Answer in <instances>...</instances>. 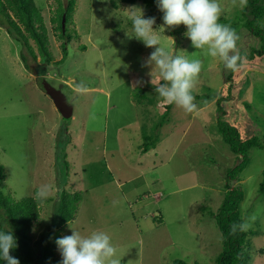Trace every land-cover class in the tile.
Instances as JSON below:
<instances>
[{
    "label": "rangeland",
    "instance_id": "374dc122",
    "mask_svg": "<svg viewBox=\"0 0 264 264\" xmlns=\"http://www.w3.org/2000/svg\"><path fill=\"white\" fill-rule=\"evenodd\" d=\"M33 1L53 60L46 65L39 56L28 57L25 68L21 44L0 27V189L19 201L35 198L42 184L54 188L46 202L38 203L39 217L31 227L34 258H40L41 237L55 226V209L67 191L80 201L60 238L72 230L104 231L121 264H216L221 237L211 213L222 201L224 174L236 162L216 122L234 125L242 139L256 136L264 142V57L245 61L227 83L231 70L194 48L184 25L174 27L173 36L158 16V5L120 0H74L64 57V39L52 18L68 0ZM219 3L220 23L236 30L239 50L258 49L259 40L242 26L238 0L236 6L232 0ZM133 6L145 18H155L154 30L168 50L203 60L193 92L198 112L171 105L165 114L167 104L155 91L161 78L145 66L154 49L134 37L126 11ZM30 45L37 53L31 40ZM41 77L65 95L73 107L70 119L61 118L39 87ZM79 82L87 85V93L73 90ZM231 83V97L218 114L215 101ZM144 137L154 139L145 153ZM249 159L234 185L243 193L241 216H255L247 231L250 264H264V193L259 192L264 148L250 149ZM56 259L61 263L58 246Z\"/></svg>",
    "mask_w": 264,
    "mask_h": 264
},
{
    "label": "trees",
    "instance_id": "16d2710c",
    "mask_svg": "<svg viewBox=\"0 0 264 264\" xmlns=\"http://www.w3.org/2000/svg\"><path fill=\"white\" fill-rule=\"evenodd\" d=\"M120 1L127 4H134L136 1H141L146 7L158 5V0ZM73 7L74 0H68L65 7L59 5L58 9L60 11L57 9L56 17L52 18L53 22L58 23L56 29L59 31V38L64 39V43L61 44L64 57L66 55V45L71 41V37L67 35L66 24L68 23ZM63 14L66 16L64 33H62V27L60 25ZM158 16L163 22V13L161 11L158 12ZM241 16L243 28H245L251 36L257 38L261 45L258 49L252 48L247 52L240 51L242 55L246 54V61L253 63L264 57V0H248L247 6L241 10ZM220 22H224V19H220ZM0 27L3 28L11 38L21 44L22 52L20 54V59L25 68H29L27 61L28 57L35 61L36 57L39 56L41 62L46 65L53 60L49 50L46 30L42 23L41 15L35 7L33 0H0ZM169 30L173 36L177 34V31L173 28H169ZM30 40L34 43L37 53H35L31 47ZM232 72L233 71L226 76L227 83L232 81L231 77L234 75ZM41 80L42 77L39 82L40 88ZM232 88L233 85L231 83L227 87L226 94L216 99L215 104L218 114L224 113L222 102L230 99ZM244 104L249 107L248 104ZM170 107L171 105L165 106V114L168 113ZM216 128L222 141L227 144L229 151L236 155V162L231 168L227 169L224 174L225 191L223 198L217 211L211 213L221 237V250L215 262L216 264H250V252L248 248L249 233L237 232L232 234L230 231V226L233 223L240 222L241 214L239 208L243 200V193L238 186L234 185V182H239L240 173L246 168L250 161V149L254 147L264 148V142H261L256 136H249L248 138L242 139L239 130L234 125H230L227 122L217 120ZM147 138L148 137L143 138V153H145L149 147H152L154 143V141H152L154 140L153 138ZM2 178L3 168L0 165V181ZM259 192L264 193V181L260 184ZM79 201L80 196L77 193L69 194L67 191L61 192L59 205L57 209H55V226L41 237L39 248V251H41L40 258L37 257L35 259L30 231L32 224L39 217V202L32 197L14 201L0 189V220L3 223H0V230L12 232L17 242V247H15L10 254L17 258L20 264H61L56 259V240L60 238V233L64 225L74 219ZM250 233L257 234L258 232ZM0 264H5L2 258H0ZM173 264L186 263L182 260H174Z\"/></svg>",
    "mask_w": 264,
    "mask_h": 264
},
{
    "label": "clouds",
    "instance_id": "9594fccd",
    "mask_svg": "<svg viewBox=\"0 0 264 264\" xmlns=\"http://www.w3.org/2000/svg\"><path fill=\"white\" fill-rule=\"evenodd\" d=\"M247 2L248 0H238V6L244 8ZM232 4L236 6L237 0H232ZM158 8L163 13L164 26L186 27L185 35L194 48L204 50L206 56L218 59L228 70L237 71L243 67L247 56L242 55L238 48L239 36L236 30L230 25L220 23L223 8L219 0H158ZM126 11L132 22L134 37L147 48L154 49L146 59L145 66L152 68L151 76L154 71H158L161 82L155 91L161 102L175 105L187 113L198 112L193 92L203 68V60L189 59L168 50L161 43L162 37L158 30H154V17L145 18L143 10L135 6ZM164 37L175 46L172 37ZM73 90L78 94L89 91L83 82L75 83ZM53 191L52 185L42 184L35 193V199L42 204L51 197ZM254 220V215H242L240 222L230 226L231 233L249 231ZM56 244L62 257L61 264H121L117 248L104 231L97 230L82 235L72 230L71 235L58 238ZM15 247L17 242L13 233L0 230V258L5 264H20L10 254Z\"/></svg>",
    "mask_w": 264,
    "mask_h": 264
},
{
    "label": "water",
    "instance_id": "95a60500",
    "mask_svg": "<svg viewBox=\"0 0 264 264\" xmlns=\"http://www.w3.org/2000/svg\"><path fill=\"white\" fill-rule=\"evenodd\" d=\"M65 14L62 15L61 27L64 33ZM41 88L46 96L51 100L54 108L58 111L61 118L69 119L73 115V107L68 104L65 95L59 90L52 87L45 79L41 80Z\"/></svg>",
    "mask_w": 264,
    "mask_h": 264
},
{
    "label": "bare ground",
    "instance_id": "6f19581e",
    "mask_svg": "<svg viewBox=\"0 0 264 264\" xmlns=\"http://www.w3.org/2000/svg\"><path fill=\"white\" fill-rule=\"evenodd\" d=\"M58 10H59V9H58ZM59 11H60V10H59ZM59 11H58V12H59ZM66 11H67V10H66ZM59 13H60V12H59ZM59 13H58V14H59ZM62 13H63V12H62ZM60 15H61V13H60ZM58 16H59V15H58ZM58 18H59V17H58ZM65 18H66V16H65ZM57 24H58V23H57ZM60 25H61V24H60ZM69 43H70V42H69ZM62 54H63V53H62ZM50 101H51V100H50ZM64 120H65V119H64Z\"/></svg>",
    "mask_w": 264,
    "mask_h": 264
}]
</instances>
